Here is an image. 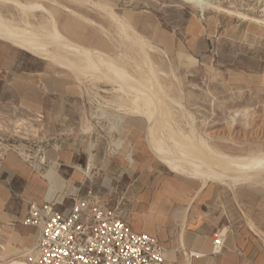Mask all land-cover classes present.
<instances>
[{"label":"rangeland","instance_id":"rangeland-1","mask_svg":"<svg viewBox=\"0 0 264 264\" xmlns=\"http://www.w3.org/2000/svg\"><path fill=\"white\" fill-rule=\"evenodd\" d=\"M20 1L38 2L45 9L24 11L13 2L0 0V12L8 23L23 27L27 20H31L33 28L41 31V27L49 26L52 16L66 37L103 49L135 76L145 75L147 78L144 71L146 65L136 61L139 54L129 47L132 44L129 35L135 38L137 31L143 35L147 46H152L154 50L151 55L155 71L162 85V95L168 103L166 106L171 112L166 108L172 113L170 127L165 125L160 131L162 135H167L171 145L174 143L168 139L167 128L174 125L191 135L195 129V135L232 154H264V84L261 82V69L257 64L254 68L246 64L239 54H225L226 48L231 47H224V40H213L203 26L207 18L217 15L253 24L255 19H264V0ZM109 10L124 19L128 37L120 24L109 16ZM124 51L129 55H120ZM3 54L9 63L4 70H0V160L14 152L40 175L46 169L55 172L60 169L59 163L64 164L66 177H69L73 165L75 171L78 167L82 168V171L78 170L79 182L104 185L108 189L116 187L120 177L113 175L112 185L107 181L109 176L100 167L111 162L114 165L117 157V161L123 162V167L135 160L128 141L123 137L122 127L123 117L132 114L119 108L121 102L127 103V96L115 91L107 76L104 78L99 74L66 69L0 39V55ZM14 85L36 86V90L43 94L41 108L37 112L26 108L25 96L16 91ZM118 93L123 95L122 98ZM146 122V131L139 139L144 146V152L140 154L147 156V151L150 152L148 156L160 164L159 175L183 185L193 184L199 190L211 185L216 188V197L222 209L235 207L237 220L252 223L259 232L260 216H263L264 222V173L251 180H229L227 184L209 179L208 184L203 185V180L171 170L153 155L146 143L149 127V122ZM89 126L91 129L85 131L84 127ZM74 185L78 187L76 183ZM71 190L66 188V195L82 192ZM63 191L62 194H65ZM121 209L127 216L130 215L125 204ZM24 220H14L9 225L0 219V264H9L15 258L35 264L34 252L32 256L21 251L35 245L39 230L25 225ZM223 229V235L228 236V229Z\"/></svg>","mask_w":264,"mask_h":264},{"label":"crops","instance_id":"crops-1","mask_svg":"<svg viewBox=\"0 0 264 264\" xmlns=\"http://www.w3.org/2000/svg\"><path fill=\"white\" fill-rule=\"evenodd\" d=\"M236 20L234 17L229 20L218 15L210 16L203 26L213 40H224V47H231L226 48L225 54H239L252 68L257 64L264 84V28ZM7 63L9 60L5 54L0 55V70H4ZM13 88L25 96L26 108L35 112L41 108L43 94L36 90V86ZM122 127L123 137L128 141L135 160L123 167V162L117 161V157L114 165L111 162L100 167L109 176L108 183L114 185V176L120 177L117 186L110 189L104 185L92 186L87 181L79 182L80 167L75 171L72 165L71 173L66 177V166L59 163V170L46 169L40 175L18 154H7L0 160V219L8 223L26 219L31 201L40 205L52 202L58 210L66 213L72 205V196L66 195V188L69 191L82 190L76 195L86 196L93 192L113 207L125 204L130 212L127 216L129 225L137 232L157 237L166 249V259L170 264H264L263 216L259 220L260 230L256 232L252 223L237 220L235 207L224 210L219 206L216 188L208 182L199 190L193 184L166 180L159 175L160 164L148 156L150 152L147 151V156L140 154L144 152L139 139L146 131V120L126 115L122 119ZM86 128L85 131H89L91 126ZM224 227L228 229V236L223 235ZM215 234L221 235L225 241L219 252L214 251Z\"/></svg>","mask_w":264,"mask_h":264},{"label":"bare ground","instance_id":"bare-ground-1","mask_svg":"<svg viewBox=\"0 0 264 264\" xmlns=\"http://www.w3.org/2000/svg\"><path fill=\"white\" fill-rule=\"evenodd\" d=\"M7 1L13 2L18 7L20 6L24 11L25 9H45L38 2L28 3V1L21 2L20 0ZM94 3L97 5L100 4L95 1ZM108 14H110L109 16H111L113 21H117L120 24V28L124 30L125 35L128 37L129 34L125 30L126 22L124 19L112 10ZM50 18L49 26H45L42 29L40 25L41 31H37L33 28V21L27 20V24L23 27H15L8 23L0 12V39L24 48L35 55L52 60L61 67H66V69H74L77 72L80 71L85 74L92 73L93 75L96 74V76L99 74L104 76V78L107 76L106 78H109L107 81L109 80L113 84L114 90L128 98V101L125 99L127 103L123 101L119 104V100V108L129 114L138 117L143 116L147 119L146 121L149 122V127L146 143L157 159L169 169L187 173L197 179L199 178L203 180V184L209 182V179L212 182L219 181L225 182L226 184L229 180L246 181L264 173V154L255 155V153L251 152L244 154L229 153L195 135L193 132L195 129L192 130L191 135L171 125V128H167L169 130L168 139L173 141L174 144L172 145L174 146L167 141V135H162L160 131L163 126L166 125L168 127L169 118L172 113H169L170 110L166 106L168 103H166L162 95V85L155 71V61L151 55V52L154 50H152V46H147L145 38L143 35H139L137 33L138 31L134 34V36L136 35L135 38H131L129 35L132 43L129 47L134 50V53L139 54V59H136V61L146 65V70L144 71L148 75L147 78L144 77L145 75L135 76L129 69H126L111 54L103 49L77 43L66 37L60 31L58 22L52 16ZM39 24L42 23L39 22ZM253 24L258 28H264V19H255ZM121 54L124 56L129 55L127 51ZM122 94H119L121 98L123 96ZM171 100L173 99L171 98ZM177 102L180 104V101ZM8 224L11 225L12 223ZM34 246L25 248L21 252L34 256L32 254L34 252ZM9 264L28 263L22 258H15Z\"/></svg>","mask_w":264,"mask_h":264},{"label":"built area","instance_id":"built-area-1","mask_svg":"<svg viewBox=\"0 0 264 264\" xmlns=\"http://www.w3.org/2000/svg\"><path fill=\"white\" fill-rule=\"evenodd\" d=\"M24 223L39 230L35 264H170L157 237L133 230L120 206L93 192L73 195L66 213L31 201ZM213 244L221 251L224 238L215 234Z\"/></svg>","mask_w":264,"mask_h":264}]
</instances>
